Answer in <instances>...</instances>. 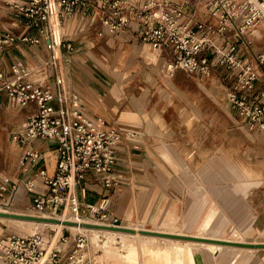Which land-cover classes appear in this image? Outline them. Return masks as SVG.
Here are the masks:
<instances>
[{
  "label": "built area",
  "instance_id": "obj_1",
  "mask_svg": "<svg viewBox=\"0 0 264 264\" xmlns=\"http://www.w3.org/2000/svg\"><path fill=\"white\" fill-rule=\"evenodd\" d=\"M206 9L212 18L209 23L195 19L180 0L5 1V11L24 20L28 30L22 34L0 32V93L17 107L28 109L29 115L20 132L13 134V142L23 148L21 177H6L1 182L0 204L12 206L23 186L34 194L32 208L39 216L89 212L99 224L117 223L111 217L109 199L85 204L77 186L93 175L106 188L114 187L117 148L125 137L136 133L111 127L102 117L89 116L79 95L64 87L62 52L72 55L77 40L66 28L77 15L97 22L98 37L129 29L153 49L168 51L167 77L180 71L200 79L213 73L226 77L227 101L241 118L242 127L264 132V46L255 45L264 41V0H206ZM19 44H45L51 53L45 65L55 70V88L33 80L34 71L22 60L3 69V54ZM41 140L56 143L53 174L40 167L44 154L35 143ZM38 181L41 191L37 190ZM82 192L85 194V188ZM49 239L40 232L5 235L0 239V259L6 264H59L62 249L57 244L47 248ZM87 242V235L77 237L68 264H86L81 253Z\"/></svg>",
  "mask_w": 264,
  "mask_h": 264
},
{
  "label": "crops",
  "instance_id": "obj_2",
  "mask_svg": "<svg viewBox=\"0 0 264 264\" xmlns=\"http://www.w3.org/2000/svg\"><path fill=\"white\" fill-rule=\"evenodd\" d=\"M192 5L193 2L188 8L190 9ZM189 13L195 19H199L197 9H190ZM206 19L210 20L209 22L212 21L210 16ZM69 26H73V30L68 31V34L75 31L79 39L76 38L74 42L75 52L72 55L62 52L60 72L66 83L64 87L79 95L84 110L89 116L102 117L111 127L136 133L135 137H125L116 151L114 171L116 184L109 197L112 219L121 223L136 220L143 224L152 221L159 227H163L172 223L176 225L180 214L187 212L192 221L198 222L196 227L198 232L208 221L213 224L214 230L221 234L216 226L217 221L213 218L215 212L219 210L233 219L237 225L235 229L242 233L247 241L256 242L255 238L264 236V214L259 212L254 217L252 212H247L245 205L249 201L250 207L255 208L248 197L249 189L255 186L252 185L254 182H244L240 189L236 184H231L229 179H223V175L226 176L224 169L214 168L216 160H219L222 165L224 162L229 164V161L212 154V148L201 147L206 137L204 130L206 124L199 119L197 110L176 111L171 106L155 109L151 101L146 100L144 91H136L140 85L136 79L133 81L130 77L132 70L140 67L141 63L154 67H161L164 64L166 68L170 60L169 52L153 49L140 41L129 29L119 30L116 33L106 32L102 38L98 37L95 34V29L99 28L97 22L81 15L74 17ZM88 26L95 34L92 43L84 40L89 38L87 34L85 38L80 36L81 33L88 32ZM27 30L24 20L14 18L8 12L6 15H0V32L12 31L22 34ZM29 32L36 34L35 30ZM98 39H105L106 45L110 48L119 45L122 54L117 56L115 51L111 50L105 58L106 61L99 58L93 51L94 43ZM78 55H82L79 61L76 59ZM88 55H94L98 60L95 62L92 60V62ZM50 56L51 53L46 49L45 44L38 47L19 44L12 46L3 54L2 67L8 70L14 61L22 60L34 71L33 80L42 81L55 88V70L52 66L45 65ZM140 58L143 59L140 60ZM172 93L168 92L169 96ZM201 98L198 93L192 95V99L200 106L203 105L200 102ZM7 105H10L8 117L17 120L19 115H22L25 123L29 110L19 107L22 111L19 113L12 109L8 96L1 92L0 110ZM202 109L208 110L207 107ZM257 133V139L259 137L264 139V132L257 131ZM225 136L229 139V144L230 142L238 144L237 149L246 142L240 134L233 136L225 134ZM196 142L197 145H194ZM261 144L258 141L254 147L263 149ZM12 146H19L23 153L21 145L12 142ZM35 146L44 154L40 167L53 174L57 166L56 143L53 140H41L37 141ZM260 153L264 154L262 150ZM243 158L244 156L239 158L235 164L240 169L239 172L246 171L250 163L248 159L246 161ZM255 162L264 163V159L261 156L260 160ZM37 186L40 191L43 190L40 181ZM82 188H85V194ZM104 188L101 179L92 175L77 186V194L83 203L92 204L108 195L103 194ZM33 198L34 194L21 186L14 197L13 205L15 202L24 206L32 205ZM246 221L251 224L249 229L243 225ZM124 227L144 229L136 226ZM67 242L57 245L61 247ZM212 247H216L219 253L213 264H223V262L242 264L240 261L222 257L224 250L228 249L220 250V246L215 245ZM73 248L74 246L68 251L61 247L59 264L68 262ZM237 252L241 255L251 254ZM183 254L193 259L199 255L208 256V250L205 249L203 253L193 255ZM183 254L181 253L182 256ZM251 263L249 260L245 264ZM0 264L6 263L0 259ZM168 264H175V262L169 261ZM259 264H264V261H260Z\"/></svg>",
  "mask_w": 264,
  "mask_h": 264
},
{
  "label": "rangeland",
  "instance_id": "obj_3",
  "mask_svg": "<svg viewBox=\"0 0 264 264\" xmlns=\"http://www.w3.org/2000/svg\"><path fill=\"white\" fill-rule=\"evenodd\" d=\"M180 1H184L187 7H189V4L193 2V5L190 6V9H197L199 20L209 23L210 20L208 21V19H206V17L209 16L206 9V0ZM3 4L5 6V1L3 2V0H0V15H6L5 7L2 8ZM66 30L72 31L73 26H68ZM87 31L88 32L81 33L80 36L85 38V34H87L89 38L87 37L84 40L88 42L91 41L92 43V38H94L93 36H95V34L93 33V29L88 26ZM74 32L75 31H73L70 36L76 39L77 37ZM99 40H101V42ZM94 44L95 45L93 46V51L99 58L103 60L108 57L111 50H114L117 56H119V54H122V49L119 48V45H116L114 48H110L106 45L105 39H98V41H96ZM255 45L264 46V41H259L255 43ZM88 56L89 60L91 61L93 60L95 62L98 60V58H96V56L94 55ZM76 59H78L79 61L80 59H82V55H78ZM142 59L143 58H140V60ZM142 65L143 64L141 63L140 67L138 66L137 69L132 70L133 73H131L130 76L131 78H133V81L136 79L138 81V84L140 85V87H138L136 91H144V93H146V100L151 101L155 109H164L167 106H171L173 107L172 109H175L176 111L183 109L197 110L199 119L204 121L206 124V127L204 128L206 137L201 147L212 148V154L224 158L225 161H229V164H226V162H224V164L222 165L220 164L219 160H216L214 165L215 169H218V167H220L227 172H230L231 169H233L240 175V169H238V167L235 165L238 162L239 158H242L244 156L243 159H246V161L248 159L250 163L247 168L249 169L252 168L253 163L256 160H260L261 156L264 159V154L260 153L261 150L264 152V139H261V137L257 139V131H252L242 127L241 118L236 114L234 109L227 101L228 89L225 82L226 77L223 78L219 73H213L208 79H200L199 77L188 75L187 73L180 71L174 77L170 78L165 75L164 64L161 67H154L153 65L149 66L145 64L142 67ZM165 90H167V92ZM168 92L173 93L171 96H169ZM195 93H198L199 96L202 97L200 102L203 103V105H198L197 102L192 99V95ZM9 100L11 101L12 109L14 108L17 112L21 113V109L17 107V105L11 99ZM203 107H207L208 110H203ZM9 108L10 105H7L0 110V182L3 181L6 177H11V179L13 177L16 178L22 172V149H20L19 146H12V142L13 134L20 132L21 128L23 127V121L25 118L22 115H19L17 120L10 119L7 113ZM225 134H228V136L240 134V136L246 139V142L243 145H240L237 149L236 146H238V144L236 142L232 144L230 142L229 144V139L225 136ZM258 141L262 143L261 145L263 149L254 147V145H256ZM194 145H197V142ZM249 179L250 178L248 177L247 179L245 178L241 181L230 180V183L236 184L237 187L242 189V183L252 181L254 182L253 179ZM254 183L252 185L255 186L250 188L251 190L249 189L248 191V197L255 208L250 207L249 201L246 202L245 205L247 208V212H252L254 214V217H256L255 215L259 212H262V214H264V204L262 205L260 201L258 202V200L255 199L252 191H255L256 189L258 191L264 190V184L256 185V183L259 184L260 182H256L255 184ZM113 189L114 187L109 189L105 187L103 190V194L107 193L108 195L101 197L92 204H95L103 199H109ZM37 190L40 191L38 188ZM232 199L233 198H231V200ZM0 209L3 211L9 210V212L7 213L10 214L17 213L39 216V213L34 211L32 205L30 204L24 206L19 205L15 202L14 205L10 207H6L0 204ZM57 217H60V219L65 218L64 228H58L51 225H39L38 223L30 224L28 222L22 221H0V238H3L5 235H26L40 232L44 233L45 236H50L47 248H52L55 244L62 243L60 238H65L68 242L65 245H61V247L66 248V250L69 251L75 245V240L77 239V237L80 234H85L87 235L88 242L85 250L81 254L84 255L86 264H168L169 261H174L175 264H213V262L216 261L217 256L219 255L216 247L207 245L204 248L208 250V256L199 255L193 259H190L186 254H183V256H179L181 252L175 249L177 248L176 246H179L181 247L180 249H183L185 251L183 253H187L186 249H188V246L186 244V241H180L181 243H179L180 245H178L177 241H175V243H172L161 238L153 240L151 237L142 236H110L104 231L110 230L111 228H101L93 224L81 223V221L83 220L91 223H97L98 218L90 215L89 212H86L84 214L81 213L80 216H77L66 211L58 215ZM213 218L217 221L216 226L217 229L221 231V234L214 230L215 228L213 227V224L206 221L203 226H211V230L209 232H206L207 234L214 233L217 234V238L225 240L237 239V237L232 235V232L234 230H237L235 229L237 225L230 216L224 215L222 212H219V210H217L213 215ZM197 224L198 222L194 220L192 221L189 217V214L186 212L180 214L176 225L172 223L170 225L159 227L158 224H154L152 221L142 224L139 221L134 220L124 223L117 222L113 226H136L152 231L160 230L159 232L170 231L188 235L196 234V236H209L203 234L201 230L198 232V229L196 228ZM81 229L93 230L96 231V233L90 231H81ZM57 234L59 236H57ZM255 239L256 242H264V236ZM222 257L230 260L240 261L242 264H245L249 260H251V264H259L260 261H264V251L260 250L251 254L241 255L236 250H224V252L222 253ZM65 264H68V262H66Z\"/></svg>",
  "mask_w": 264,
  "mask_h": 264
},
{
  "label": "bare ground",
  "instance_id": "obj_4",
  "mask_svg": "<svg viewBox=\"0 0 264 264\" xmlns=\"http://www.w3.org/2000/svg\"><path fill=\"white\" fill-rule=\"evenodd\" d=\"M4 1H8V0H3V2ZM4 7L5 6L3 4L2 8H4ZM65 85H66V83H65ZM253 171H254V173H253ZM225 174H226V176L223 175V179H225V180L229 179V180H240L241 181V180H244L245 178L247 179L249 177L250 179H253L254 182L255 181L256 182H260L259 184H257L255 182L256 185H263L264 184V163L263 162H254L251 169L248 168L246 171L240 172V175H239V173H237L233 169H231L230 172H227L225 170ZM216 178H218V177H216ZM219 178H220V176H219ZM252 192H253V196L255 197V199H257L258 202L260 201L262 203V205H263L264 204V190L258 191L256 189L255 191H252ZM7 212H9V210H4L3 211V210L0 209V221H8V222L9 221H22V222H28L30 224L38 223L39 225H51V226H55V227H58V228H64L65 227V224H64L65 218H61L60 219V217H53V216L52 217H49V216H37V217H42L43 219H46V220H34V219H25V218H21V217H13V216H10V215H24V214H17V213L10 214V213H7ZM3 214H9V215H3ZM33 216H36V215H33ZM81 223L93 224V225H95L97 227H101V228H103V227L104 228H111L110 230H105L104 231L105 233H107L110 236H117V235H129L131 237L142 236V237H151L153 240H157V239L161 238V239H163L165 241H170L172 243H175V241H177L178 245H180L179 244V243H181L180 241H186V244L188 246V249H186L187 253L191 254V255L203 253L205 251L204 247L207 246V245L208 246H212V245L220 246V248H219L220 250H222V249H228V250L234 249L236 251L243 252V253H254L256 250H263L264 251V246H254V247L245 246L244 244H249V243H251L253 245H264V243L249 242V241H247L244 238L242 233L238 232V230H234L232 232V235L237 237V239H234V240H225V239L217 238V234H214V233H208L207 234L206 232H209L211 230V226L210 225L209 226H202V228H201V232H203V234L209 235V236H196V235L192 236V235H187V234H182V233H175V232H170V231L169 232H159L160 230L159 231H153V232L159 233V234H168V235H176V236H188V237L199 239V240H183V239H178V238H173V237H165V236H159V235L147 234V233H142L141 232V231L152 232V230L135 229V228H128V227H124V229H126V230H120V229H117L118 227H115V226H112V225H103V224H99V223H91V222L84 221V220L81 221ZM243 225H245L247 227V229H249L250 226H251L249 221H246V223L243 224ZM81 231H90V232L96 233V231L89 230V229H85V230L81 229ZM58 234H57V236H59ZM176 247L177 248H175V249H177L182 254H183V252H185L183 249H180L181 247H179V246H176ZM49 249H50V247H49ZM223 264H227V263L223 262Z\"/></svg>",
  "mask_w": 264,
  "mask_h": 264
},
{
  "label": "water",
  "instance_id": "obj_5",
  "mask_svg": "<svg viewBox=\"0 0 264 264\" xmlns=\"http://www.w3.org/2000/svg\"><path fill=\"white\" fill-rule=\"evenodd\" d=\"M3 215H9V214H3ZM10 216H13V217H21V218H25V219L46 220V219H43L42 217H37V216H33V215H10ZM117 229L126 230V229H124V227H118ZM141 232L142 233H147V234H154V235H159V236H165V237H173V238H178V239H185V240H199L197 238H192V237H188V236H176V235H168V234H159V233H155L153 231L152 232L141 231ZM244 245L245 246H249V247L264 246V245H253L251 243L244 244Z\"/></svg>",
  "mask_w": 264,
  "mask_h": 264
}]
</instances>
